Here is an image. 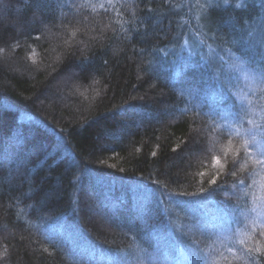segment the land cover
<instances>
[{
	"label": "trees",
	"instance_id": "obj_1",
	"mask_svg": "<svg viewBox=\"0 0 264 264\" xmlns=\"http://www.w3.org/2000/svg\"><path fill=\"white\" fill-rule=\"evenodd\" d=\"M261 41L264 0H0V264H264Z\"/></svg>",
	"mask_w": 264,
	"mask_h": 264
},
{
	"label": "rangeland",
	"instance_id": "obj_2",
	"mask_svg": "<svg viewBox=\"0 0 264 264\" xmlns=\"http://www.w3.org/2000/svg\"><path fill=\"white\" fill-rule=\"evenodd\" d=\"M205 1L206 3H210V0H203ZM240 93H241V90H240ZM240 135H243V132L242 131H238ZM255 137V135H252L250 138H247V136L245 137L246 140L245 141H248V144L247 146H245V142H244V149L249 148L250 150L251 149H254V150H257L253 155H251L250 159H252V161H256L258 158L259 159H264V142L261 140H258L256 141V138H255V142H252V137ZM262 145V146H261ZM58 146L60 147V151L64 154H69V148H66L67 146L65 145L63 139L60 137V141L58 143ZM57 146V147H58ZM257 147V149H256ZM247 150V149H246ZM217 165V164H216ZM264 167V166H263ZM134 186H135V183H134ZM133 186H129L128 188L130 190H132ZM258 193L255 195V199H253V204H252V212L256 215H254V218H253V222H264V185H263V188L260 190L258 189L257 190ZM220 235L224 236V242L227 243V244H232L235 242V240L237 239H240V231H233L232 232H228V229H225L220 232V233H217V236L220 237Z\"/></svg>",
	"mask_w": 264,
	"mask_h": 264
},
{
	"label": "snow or ice",
	"instance_id": "obj_3",
	"mask_svg": "<svg viewBox=\"0 0 264 264\" xmlns=\"http://www.w3.org/2000/svg\"><path fill=\"white\" fill-rule=\"evenodd\" d=\"M225 2H227V0H225ZM261 47H264V41H261ZM261 58L264 59V53L261 54ZM260 76H261V79H264V72H262V73L260 74ZM249 123H251V121H249ZM239 134H240V133L237 132V135H239ZM249 134L251 135V133H249ZM252 142H255V137H254V136L252 137ZM247 144H248V141H245V146H247ZM214 160H215V163H216L217 165H219L220 167H223V164L221 163V158H220V157H215ZM237 163H239V161H237V160H233V167H234V170H233L232 173H231L233 176H236V175H237V170L235 169V165H236ZM255 163L258 164V165L264 166V159H259V158H258V159L255 161ZM211 182H212V183H215V182H216V181H215V178H214ZM237 183H238L239 185H244V184H245V181H244L243 179H240V180H238ZM235 186H236V185H234V187H235ZM237 190H239V189H237ZM257 227H260V229H261V230L258 232V235H259L260 237H264V226H260V225H258ZM240 243L243 244L244 241H240ZM228 251L231 252L232 249L229 248ZM246 251H247L249 254H251V253L253 252V249H252L251 247H249V248L246 249ZM255 251H256V252H260L261 249H260V248H256Z\"/></svg>",
	"mask_w": 264,
	"mask_h": 264
}]
</instances>
